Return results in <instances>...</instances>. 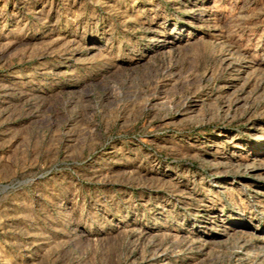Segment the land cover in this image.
Here are the masks:
<instances>
[{"label":"rangeland","instance_id":"obj_1","mask_svg":"<svg viewBox=\"0 0 264 264\" xmlns=\"http://www.w3.org/2000/svg\"><path fill=\"white\" fill-rule=\"evenodd\" d=\"M0 264H264V0H0Z\"/></svg>","mask_w":264,"mask_h":264}]
</instances>
